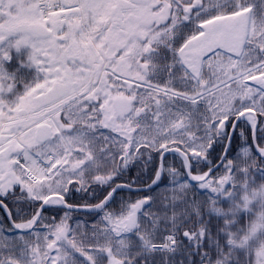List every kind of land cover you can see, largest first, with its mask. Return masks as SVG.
Segmentation results:
<instances>
[{
	"label": "snow or ice",
	"instance_id": "6c2138e0",
	"mask_svg": "<svg viewBox=\"0 0 264 264\" xmlns=\"http://www.w3.org/2000/svg\"><path fill=\"white\" fill-rule=\"evenodd\" d=\"M0 264H264V0H0Z\"/></svg>",
	"mask_w": 264,
	"mask_h": 264
},
{
	"label": "trees",
	"instance_id": "16d2710c",
	"mask_svg": "<svg viewBox=\"0 0 264 264\" xmlns=\"http://www.w3.org/2000/svg\"><path fill=\"white\" fill-rule=\"evenodd\" d=\"M238 134H239V129H237V136H238ZM169 159H171V157H169ZM131 171H132V175L134 176L137 172V169L133 168ZM45 214L48 215V213H45Z\"/></svg>",
	"mask_w": 264,
	"mask_h": 264
}]
</instances>
